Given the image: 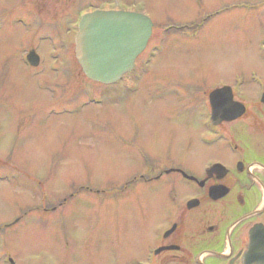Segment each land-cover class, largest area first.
Returning a JSON list of instances; mask_svg holds the SVG:
<instances>
[{"label":"rangeland","instance_id":"1","mask_svg":"<svg viewBox=\"0 0 264 264\" xmlns=\"http://www.w3.org/2000/svg\"><path fill=\"white\" fill-rule=\"evenodd\" d=\"M127 7L154 22L140 67L118 84L91 82L74 55L76 15ZM31 48L42 58L37 70L23 61ZM252 71L264 77V0H0V264L131 262L132 244L105 243L141 233L129 227L138 190L116 182L114 199L108 192L109 176L124 169L110 155L119 144L101 135L106 117L117 114L112 128L153 158L181 159L187 128L170 115L187 105L177 101H202L240 74L243 94L262 106Z\"/></svg>","mask_w":264,"mask_h":264},{"label":"flooded vegetation","instance_id":"2","mask_svg":"<svg viewBox=\"0 0 264 264\" xmlns=\"http://www.w3.org/2000/svg\"><path fill=\"white\" fill-rule=\"evenodd\" d=\"M252 73L256 72L250 73V83H256L261 92L257 100L264 105V77ZM239 75L233 85L221 83L205 91L202 101L184 103L183 97L177 101L175 106L187 105L184 113L170 115L185 121L174 126L187 128L182 129L179 146L186 154L182 153L181 159L153 158L130 136L117 133L112 128L117 114L106 117L104 134L103 130H94L108 142L119 144L114 148L110 143L112 163L126 170L120 176H109L110 197L118 194L116 182L123 185L122 190L129 186L132 191L138 190L133 193L137 204L130 212V223H124L141 231L138 239L105 241L132 244L134 257L127 264H242L250 231L264 224V112L250 111V105L254 109L263 105L248 101L249 96L243 94L245 82L237 81ZM124 83L137 84L134 80ZM224 86L230 87L229 98L227 94L222 96L224 101L242 104L244 112L221 113L214 116L218 118L213 123L209 95ZM194 103L196 113L189 109ZM195 121L198 124L193 127Z\"/></svg>","mask_w":264,"mask_h":264},{"label":"water","instance_id":"3","mask_svg":"<svg viewBox=\"0 0 264 264\" xmlns=\"http://www.w3.org/2000/svg\"><path fill=\"white\" fill-rule=\"evenodd\" d=\"M152 25L147 16L134 12L97 10L83 15L74 42L75 56L85 76L103 85L120 80L133 69L135 59L145 49ZM27 60L34 66L38 64L34 51ZM222 92L212 93V101ZM229 104L242 112L240 106ZM242 264H264V225L251 231Z\"/></svg>","mask_w":264,"mask_h":264}]
</instances>
